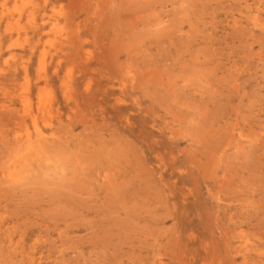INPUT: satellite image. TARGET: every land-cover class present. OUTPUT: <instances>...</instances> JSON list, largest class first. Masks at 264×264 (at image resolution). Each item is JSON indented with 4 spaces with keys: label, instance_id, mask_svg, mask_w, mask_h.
<instances>
[{
    "label": "rangeland",
    "instance_id": "obj_1",
    "mask_svg": "<svg viewBox=\"0 0 264 264\" xmlns=\"http://www.w3.org/2000/svg\"><path fill=\"white\" fill-rule=\"evenodd\" d=\"M0 264H264V0H0Z\"/></svg>",
    "mask_w": 264,
    "mask_h": 264
}]
</instances>
